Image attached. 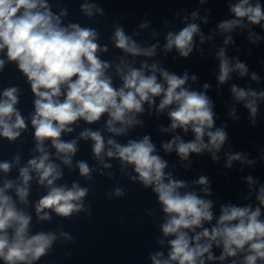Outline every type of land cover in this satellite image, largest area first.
Returning a JSON list of instances; mask_svg holds the SVG:
<instances>
[{
  "label": "clouds",
  "instance_id": "clouds-1",
  "mask_svg": "<svg viewBox=\"0 0 264 264\" xmlns=\"http://www.w3.org/2000/svg\"><path fill=\"white\" fill-rule=\"evenodd\" d=\"M206 0H200L204 4ZM82 12L88 17L94 13L103 15V10L95 4L81 5ZM229 11L234 18L224 20L217 25L221 33H231L235 28L247 25H259L264 29V6L257 0H238L230 4ZM67 15V9H62L59 15L51 11L47 0H0V53L5 59H0V71L6 62H14L21 73L27 78L31 93L34 95V112L30 114L31 126L34 129V151L38 157L29 159L26 166L19 168V183L5 179L0 187V261L3 264H34L48 254L57 236L52 232L29 234L32 217L29 213L17 207L9 189H15V195L20 204H28L30 192L29 182L33 179L31 173L38 177V183L48 189L35 205L38 221L50 220V210L61 217H71L73 213L83 210V198L89 189L80 187L73 182L71 187L57 186L55 181L62 177V170L50 160V153L45 146L50 141L56 152V158L69 168L72 167V157L78 151L79 139L91 140L92 152L104 168L111 165L104 163L103 157L116 158L123 166L131 165L137 174L131 179L138 180L144 188H152L165 215L160 230L168 240L167 258L163 252L150 256L152 264H206L219 260L221 264L228 258L242 255L239 264H264V219H261L264 208V185H260L256 200L259 206H236L221 204L220 214L215 224L205 227L214 219L213 201L199 196L195 191H180L187 188V183L174 179L171 173H165L167 162L156 152L150 136L144 135L139 140H129L122 145L112 138L105 137L100 130L85 128L76 139L65 142L62 133L74 131L73 125L83 120L93 124L107 116L106 131L114 136L126 135L128 130L143 121L137 119L138 114L145 112L144 105L149 109L156 105V111H167L171 121L169 128L160 127L161 132H174L181 129L189 130L194 139L185 142L179 135L163 143L166 153L173 150L182 161L189 160L192 153L202 154L207 151L212 154V160L217 161L221 147L228 139L226 125L215 128V113L213 101L206 91L210 85H203L204 91L190 90L186 87L195 75L189 76L185 71L178 76L161 67L158 62L150 66L145 61L139 68L121 58L115 66V75L122 80L120 87L113 86V80L107 74L112 66L102 60L98 53L107 52L106 46L97 43L98 31L91 27H81L77 23L62 24V17ZM197 19L196 11L191 13ZM206 24L207 17L203 19ZM147 23H141L140 28H147ZM199 36L203 43L205 36L197 23H187L179 32H168L164 51L175 49L181 57L187 58L194 48V37ZM255 37V39H251ZM211 37H209L210 39ZM250 42L257 43L261 37L249 31ZM117 49L131 57H153L156 55L157 44L141 47L131 36L127 35L121 26H116L111 37ZM232 42L229 35L224 44ZM219 60L217 80L224 84L230 79V73L237 72L243 77L249 69L245 63L236 60L233 64L226 55L225 48H220L216 54ZM159 74V79L157 76ZM251 80L259 82L256 73L251 74ZM19 88L7 87L0 93V137L14 142L27 128L25 117L16 107L19 103ZM231 93L235 101L243 102L249 111L250 120L256 124L258 101H264V91L251 88H240L232 85ZM151 115V111L148 113ZM230 116L235 117L233 109ZM207 136V142H205ZM225 167L231 168L234 161L254 164L241 152L226 153ZM20 157H13L14 163H19ZM13 163L0 162V171L8 173ZM76 167L81 176L91 179L89 165L80 161ZM111 175V174H109ZM249 189L258 183L251 175L245 177ZM202 186L201 191L210 195L209 180L200 176L193 182ZM117 196L124 195L122 189H115ZM199 229V231H197ZM192 233V235H190ZM65 239H71L67 233L61 232ZM158 243L163 244V240ZM222 248L219 257L213 255L212 248ZM230 264H237L232 259Z\"/></svg>",
  "mask_w": 264,
  "mask_h": 264
}]
</instances>
